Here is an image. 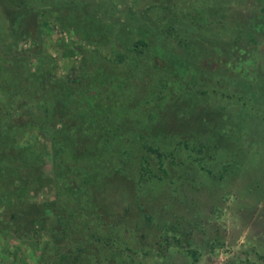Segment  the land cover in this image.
<instances>
[{
    "label": "rangeland",
    "instance_id": "1",
    "mask_svg": "<svg viewBox=\"0 0 264 264\" xmlns=\"http://www.w3.org/2000/svg\"><path fill=\"white\" fill-rule=\"evenodd\" d=\"M0 159V264H264V0H0Z\"/></svg>",
    "mask_w": 264,
    "mask_h": 264
},
{
    "label": "trees",
    "instance_id": "2",
    "mask_svg": "<svg viewBox=\"0 0 264 264\" xmlns=\"http://www.w3.org/2000/svg\"><path fill=\"white\" fill-rule=\"evenodd\" d=\"M58 149V148H57ZM0 164H3V161H2V159H0Z\"/></svg>",
    "mask_w": 264,
    "mask_h": 264
}]
</instances>
